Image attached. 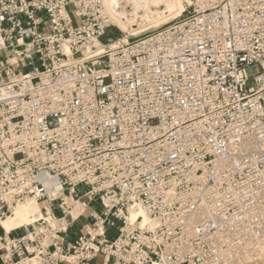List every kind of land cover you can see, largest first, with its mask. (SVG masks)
Here are the masks:
<instances>
[{"label":"built area","instance_id":"obj_1","mask_svg":"<svg viewBox=\"0 0 264 264\" xmlns=\"http://www.w3.org/2000/svg\"><path fill=\"white\" fill-rule=\"evenodd\" d=\"M105 1L0 0V264H264V0Z\"/></svg>","mask_w":264,"mask_h":264},{"label":"bare ground","instance_id":"obj_2","mask_svg":"<svg viewBox=\"0 0 264 264\" xmlns=\"http://www.w3.org/2000/svg\"><path fill=\"white\" fill-rule=\"evenodd\" d=\"M130 1L131 0H124V3L130 2ZM118 3H119V0H106L105 1V5L109 10H111ZM133 3H134L133 6L135 7L134 8L135 11H138V9L140 8H142L145 11V13L147 14L145 17H147L148 14L152 13L150 5L154 6L155 8L156 7L158 8V6H160L161 4L165 5L164 11H161V13H157L156 19H154L150 23H147L141 27H138V29L132 30L133 35L135 36L143 32H147L153 28H156L158 26H161L171 21L172 19L175 18V16H178V14L181 12V9H182L180 0H133ZM123 12L124 11L122 10L119 13V15H115L114 18L117 21L119 27L125 31L127 30V26L129 25L130 21L126 19L125 13ZM49 186H56V184L52 183V184H49ZM66 200L68 201L69 199L67 198ZM42 207H47V204L35 202L34 200H27L26 202L14 208L12 216L7 217L5 220H0V227L6 233H9L10 231L14 229H18L22 226H27L41 215L40 209ZM77 214H78L77 210L73 211L74 217H76ZM136 216H137V212L129 211V220L131 222L135 220ZM145 220L146 218L144 217V221Z\"/></svg>","mask_w":264,"mask_h":264},{"label":"rangeland","instance_id":"obj_3","mask_svg":"<svg viewBox=\"0 0 264 264\" xmlns=\"http://www.w3.org/2000/svg\"><path fill=\"white\" fill-rule=\"evenodd\" d=\"M125 4H127V3H125ZM128 4L129 5H128L127 9L123 13H125L126 19H128L130 21L129 22V25H128V27H130V28H135V27H138V26H143L144 24H147V23L152 22L154 19H156L157 13H161V11H164V9H165V5L164 4H161L160 6H158V8L157 7L155 8L154 6H151L150 5V8H151V12L152 13L151 14H148V16L145 17L147 14L145 13V11L142 8L138 9V11H135V9H134L135 7L133 6V4H134L133 3V0H131ZM140 16H142V17H140ZM117 36H119V34L115 30H109V31H107L106 35L101 39V42L105 43L109 39H114ZM84 191H85V189L79 188L78 189V194L79 195H82L84 193ZM96 206H97L96 204H93V207H96ZM96 210L99 211L98 207L96 208ZM54 211L57 213L56 209H54ZM87 221H88V219H86L84 217V218L81 219L80 222L81 223H84V222H87ZM81 223H77L76 225L79 226ZM78 226H76L75 228H73L70 231L69 235L66 238L67 241H73L74 239L77 238ZM0 231L2 232V229L1 228H0ZM110 233L112 235H115L116 230L114 228L113 229H110ZM109 237H110V235H108L107 238H109Z\"/></svg>","mask_w":264,"mask_h":264},{"label":"crops","instance_id":"obj_4","mask_svg":"<svg viewBox=\"0 0 264 264\" xmlns=\"http://www.w3.org/2000/svg\"><path fill=\"white\" fill-rule=\"evenodd\" d=\"M1 235H2V232L0 231V236ZM108 235H110V237L108 238L109 240H113L115 238V236H116V234L115 235H112L110 233V230L108 231ZM99 263H100V258L98 259V262L96 264H99Z\"/></svg>","mask_w":264,"mask_h":264}]
</instances>
